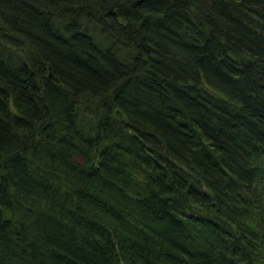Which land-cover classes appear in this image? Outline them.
Masks as SVG:
<instances>
[{"label":"trees","instance_id":"trees-1","mask_svg":"<svg viewBox=\"0 0 264 264\" xmlns=\"http://www.w3.org/2000/svg\"><path fill=\"white\" fill-rule=\"evenodd\" d=\"M0 264H264V0H0Z\"/></svg>","mask_w":264,"mask_h":264},{"label":"water","instance_id":"water-1","mask_svg":"<svg viewBox=\"0 0 264 264\" xmlns=\"http://www.w3.org/2000/svg\"><path fill=\"white\" fill-rule=\"evenodd\" d=\"M50 77L55 79V77L53 76V74H50Z\"/></svg>","mask_w":264,"mask_h":264}]
</instances>
